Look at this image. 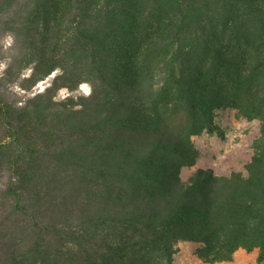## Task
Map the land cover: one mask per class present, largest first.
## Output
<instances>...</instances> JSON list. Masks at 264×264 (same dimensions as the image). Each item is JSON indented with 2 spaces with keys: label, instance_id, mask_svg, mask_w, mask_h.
<instances>
[{
  "label": "trees",
  "instance_id": "16d2710c",
  "mask_svg": "<svg viewBox=\"0 0 264 264\" xmlns=\"http://www.w3.org/2000/svg\"><path fill=\"white\" fill-rule=\"evenodd\" d=\"M3 36L0 264L264 261V0H0ZM223 108L259 122L246 174L181 179Z\"/></svg>",
  "mask_w": 264,
  "mask_h": 264
},
{
  "label": "rangeland",
  "instance_id": "374dc122",
  "mask_svg": "<svg viewBox=\"0 0 264 264\" xmlns=\"http://www.w3.org/2000/svg\"><path fill=\"white\" fill-rule=\"evenodd\" d=\"M12 40L10 36L0 37V47L3 48L4 55ZM6 66V60L0 61V73ZM26 71L24 75H27ZM54 73L44 80L39 81L29 91H24L17 84L6 83L3 90L11 100H16L22 95H31L42 91L50 84ZM90 87L87 83L79 86L75 94L88 95ZM69 92L61 89L58 93L59 98L67 96ZM218 130L213 133L203 132L198 136L192 137V142L198 151L196 162L191 167H184L180 172V177L186 180L197 168H211L218 175H228L230 171H240L246 174L245 164L253 154V142L260 135V126L257 120H247L237 117L236 111L230 108H223L216 111L214 117ZM197 244L188 241L177 243V250L174 254V264H257V250L245 251L237 250L231 261L216 263H206L200 260L195 250ZM260 264H264V261Z\"/></svg>",
  "mask_w": 264,
  "mask_h": 264
}]
</instances>
